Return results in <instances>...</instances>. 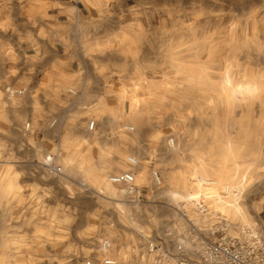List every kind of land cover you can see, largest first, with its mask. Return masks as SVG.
<instances>
[{
  "label": "rangeland",
  "instance_id": "1",
  "mask_svg": "<svg viewBox=\"0 0 264 264\" xmlns=\"http://www.w3.org/2000/svg\"><path fill=\"white\" fill-rule=\"evenodd\" d=\"M91 1L121 14L107 27L104 167L73 173L75 158L92 156L85 142L1 137L13 142L0 143V264H105L107 255L143 264V236L163 237L179 223L178 209L203 189L202 178L242 191L226 213L264 233L252 207L264 201V0ZM131 152L141 154L139 203L109 180L129 169Z\"/></svg>",
  "mask_w": 264,
  "mask_h": 264
},
{
  "label": "crops",
  "instance_id": "2",
  "mask_svg": "<svg viewBox=\"0 0 264 264\" xmlns=\"http://www.w3.org/2000/svg\"><path fill=\"white\" fill-rule=\"evenodd\" d=\"M120 15L91 0H0V138L15 131L29 144L85 142L92 156L75 158L73 173L104 167L112 112L107 27ZM138 154L128 156L141 163ZM252 207L264 231V201L255 199Z\"/></svg>",
  "mask_w": 264,
  "mask_h": 264
},
{
  "label": "built area",
  "instance_id": "3",
  "mask_svg": "<svg viewBox=\"0 0 264 264\" xmlns=\"http://www.w3.org/2000/svg\"><path fill=\"white\" fill-rule=\"evenodd\" d=\"M264 79V77H263ZM258 89H264V81ZM11 95L22 93L23 90L9 89ZM91 121L90 128H94ZM26 128H30L27 123ZM134 129L133 126H126ZM175 138L169 144L175 146ZM130 168L111 175L109 180L124 185L127 192L141 202L143 188L137 182L136 168L140 161L135 156H128ZM54 171L61 167L54 166ZM203 189L192 193L185 200L183 209H178L180 221L170 226L163 237L143 236L140 243V256L143 264H264V235L257 226L248 225L240 219H233L225 211V204L230 196L239 203L243 192L233 189L227 184L223 188L216 187V181L201 179ZM229 198V199H228ZM111 247L109 241L103 242L101 249L107 255ZM105 264L116 261L108 255ZM86 264H93L88 260Z\"/></svg>",
  "mask_w": 264,
  "mask_h": 264
}]
</instances>
